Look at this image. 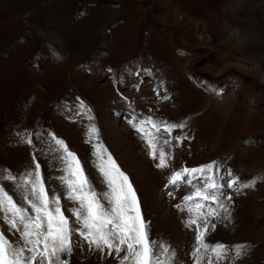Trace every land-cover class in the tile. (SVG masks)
Returning <instances> with one entry per match:
<instances>
[{
	"label": "rangeland",
	"instance_id": "374dc122",
	"mask_svg": "<svg viewBox=\"0 0 264 264\" xmlns=\"http://www.w3.org/2000/svg\"><path fill=\"white\" fill-rule=\"evenodd\" d=\"M148 117L185 127L170 134L163 126L159 133L133 127ZM93 125L98 136L90 135ZM146 131L159 137L168 167H156ZM18 132L31 133L33 143ZM50 134L78 157L98 194L108 190L99 165L109 169L111 154L137 192L151 238L171 246L175 264H194L196 225L188 226L194 212L187 207L210 202H186L194 188L170 184L172 173L216 161L218 180L229 179L228 169L241 182L255 180L240 192L223 189L232 196L221 197L231 215L210 217L215 229L209 226L206 240L249 246L221 264H264V0H0V170L19 178L35 157L49 194L55 191L79 228ZM18 182L0 178L28 208ZM72 241L70 264H119L115 253L89 249L76 232Z\"/></svg>",
	"mask_w": 264,
	"mask_h": 264
},
{
	"label": "snow or ice",
	"instance_id": "6c2138e0",
	"mask_svg": "<svg viewBox=\"0 0 264 264\" xmlns=\"http://www.w3.org/2000/svg\"><path fill=\"white\" fill-rule=\"evenodd\" d=\"M80 105L87 109L83 101H80ZM87 111L91 112L90 109ZM89 119H92L91 115ZM144 125H150L155 133H159L163 126V131L169 134L175 128L185 127L183 122H157L151 117L140 121L138 127H133H136L137 131H144ZM155 133L146 131L145 138L152 158L159 161L156 167L166 168L169 166V154L163 147H158L160 141ZM17 135L21 136L24 143H33L31 133L18 132ZM90 135L98 136V129L94 125L90 128ZM50 139L62 152L58 159L65 165L63 171L66 175H61L58 179L66 189L67 198L77 204L70 211L80 227L74 229L71 226L68 217L63 214L60 197L55 191L49 194L41 165L35 161V157L34 167L26 169L19 178L7 169L0 170L4 173L0 178L19 181L16 187L24 190L23 200L29 205L25 208L18 204L13 196L0 186V223L6 225L11 233L18 234V239L14 242L0 228V264H70L68 257L73 252V232L78 233L89 249L94 248L101 253L107 249L108 255L115 253L119 264H175L176 254L171 246L151 238L149 222L144 219L137 192L111 154L107 155L109 169L106 170L103 163L99 165L108 190L98 194L88 180L78 157L69 150L66 143L55 134H50ZM163 143L170 144V141L164 140ZM99 148L100 146H97V155L103 160ZM214 169L219 171V163L216 161L197 168L183 167L169 177L170 184L183 183L193 186L194 191L183 197L186 202L197 198L210 202L207 205L197 202L187 207L189 213L194 212V218L187 222L188 226L196 225V242L192 252L194 264H221L233 250L235 258L239 259L249 247L246 244L233 247L222 243L210 244L206 240L209 226L215 229V224H210V217H221L222 211L225 214L223 219L230 218V208L221 197L231 201L232 196L226 195L223 189L240 192L242 189L255 187V180L241 182L231 169L226 170L229 179L225 180L221 176L218 180L215 178ZM194 180H203L204 183L194 184ZM102 199L108 206L101 202ZM213 203L217 206L212 207ZM176 207L181 209L179 204Z\"/></svg>",
	"mask_w": 264,
	"mask_h": 264
}]
</instances>
